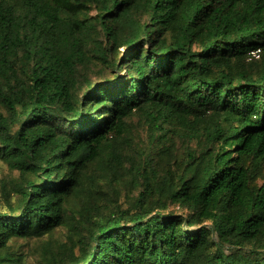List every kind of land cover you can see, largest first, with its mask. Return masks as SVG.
Masks as SVG:
<instances>
[{"label": "trees", "instance_id": "trees-1", "mask_svg": "<svg viewBox=\"0 0 264 264\" xmlns=\"http://www.w3.org/2000/svg\"><path fill=\"white\" fill-rule=\"evenodd\" d=\"M135 117L155 152L133 148ZM0 161L19 174L0 264L63 226L80 238L48 264H264V0H0ZM89 169L129 176L132 207Z\"/></svg>", "mask_w": 264, "mask_h": 264}, {"label": "rangeland", "instance_id": "rangeland-1", "mask_svg": "<svg viewBox=\"0 0 264 264\" xmlns=\"http://www.w3.org/2000/svg\"><path fill=\"white\" fill-rule=\"evenodd\" d=\"M90 15L94 16L95 11H91ZM119 52L123 53L124 48H121ZM250 56H247L245 60L246 65H251L253 62L252 60H257L254 58L252 59ZM109 72L110 71L102 72L100 70V67L95 66L89 70L85 78H87V80H89L93 84L97 82H105L110 77ZM119 76H124V72H119ZM83 83V89L82 91H80V94L83 93V90L87 85L85 81H83ZM144 123L145 122L143 120H139L138 117H135L131 120L133 148H135V150L140 149V151L144 154H149L155 152L157 145H153L150 141L148 126ZM190 145L195 146V142L193 141ZM178 156L180 155L178 154ZM153 157L154 165L157 168H161V166L165 163L166 165L164 166V169H169L170 171L177 172L178 166L173 163V160H171L170 162H168L167 160L161 161L159 156ZM88 173L97 181V190H99L101 193H105L106 198L109 199L111 203L114 200H117V203L121 210H126L132 207L138 192L132 187L129 176H123L124 179L119 180L109 178L98 169H89ZM18 177V172H10L6 164L0 161V183L6 182L7 186L9 188H12V183L15 182ZM78 202L79 201L76 200L73 204V207H77L76 205L78 204ZM100 202L102 203V201ZM2 208L6 210L5 205H2ZM157 209L158 210L156 211L161 212L162 214H187L184 210L173 205H168L166 209ZM101 212H107L106 214H108L109 210H101ZM73 216H75V218H79L77 215ZM184 228L195 230L193 227L185 226ZM79 238L80 234L75 229H72L69 226H63L55 229L51 236H47L42 239H14L11 240L9 244L15 253L21 254L23 256L22 264H48L47 259L50 255L49 252L55 258H57V260H60V252L63 250L61 246H72L71 242L73 241L77 243ZM222 249L224 250L225 254L237 253V255H250L251 247H238L236 249L232 246L224 245L222 246ZM75 251H77V248L75 249Z\"/></svg>", "mask_w": 264, "mask_h": 264}, {"label": "built area", "instance_id": "built-area-1", "mask_svg": "<svg viewBox=\"0 0 264 264\" xmlns=\"http://www.w3.org/2000/svg\"><path fill=\"white\" fill-rule=\"evenodd\" d=\"M259 57H260L259 50L251 52V58L252 59L253 58L254 59H259Z\"/></svg>", "mask_w": 264, "mask_h": 264}]
</instances>
